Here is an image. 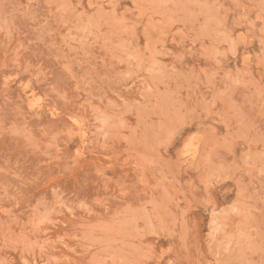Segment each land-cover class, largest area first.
I'll return each instance as SVG.
<instances>
[{"label": "rangeland", "instance_id": "rangeland-1", "mask_svg": "<svg viewBox=\"0 0 264 264\" xmlns=\"http://www.w3.org/2000/svg\"><path fill=\"white\" fill-rule=\"evenodd\" d=\"M0 264H264V0H0Z\"/></svg>", "mask_w": 264, "mask_h": 264}]
</instances>
